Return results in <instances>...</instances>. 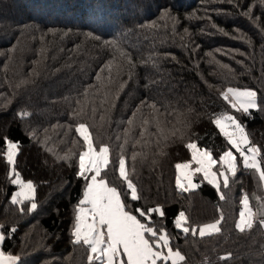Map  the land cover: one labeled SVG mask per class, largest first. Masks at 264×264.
Segmentation results:
<instances>
[{"label":"trees","instance_id":"1","mask_svg":"<svg viewBox=\"0 0 264 264\" xmlns=\"http://www.w3.org/2000/svg\"><path fill=\"white\" fill-rule=\"evenodd\" d=\"M229 87L256 91L258 108L236 112L221 95ZM226 114L261 149L264 170L260 0H0V138L18 148L9 165L0 144L2 251L16 264H96L72 235L86 186L77 176L85 146L75 131L84 123L94 148H109L102 177L125 193L142 223L166 233L184 257L176 264H264L262 181L238 153L227 188L200 174L195 189L176 187L175 165L191 160L188 143L217 160L230 150L213 123ZM121 156L137 201L119 176ZM11 169L33 182L32 200L11 203ZM242 195L258 219L243 232L235 226ZM31 203L37 208L28 212ZM136 208L164 215L140 217ZM180 211L188 233L174 227ZM217 220L220 232L200 236Z\"/></svg>","mask_w":264,"mask_h":264},{"label":"snow or ice","instance_id":"2","mask_svg":"<svg viewBox=\"0 0 264 264\" xmlns=\"http://www.w3.org/2000/svg\"><path fill=\"white\" fill-rule=\"evenodd\" d=\"M260 3L264 5V0H260ZM224 67H227V65H224ZM221 95L236 112L246 114L250 109L258 108L257 92L251 89L241 90L229 87ZM152 107L155 108V105H152ZM213 123L219 129V134L225 138L230 150L222 151L217 160L214 158L212 151L199 148L196 142L188 143L186 147L191 150L192 159L197 167L192 173L184 174L183 179L187 181V186L195 189L197 185L193 183V176L202 173L204 180L219 191L220 183L217 173L213 171L214 167L219 164L224 169L219 172V177L223 178V186L227 188L229 186L227 173H231L233 177L237 174V156L234 155L233 150L242 158L243 167L245 169H255L259 173V179L264 182V170H261V165L257 159L261 149L252 145L238 118L233 115H223L217 117ZM75 131L82 137L86 148L85 151L79 153L77 171V176L86 181V186L83 191V198L79 200V206L76 208L72 235L75 238V243L82 242L89 247L91 253L88 256L89 261L95 259L99 260L101 264H122L121 258L126 257V264H157L159 260L169 259L172 260V264H176L177 258L184 260L179 251L173 252L169 247L167 235L161 234L156 239L157 230L147 223H142L136 214L128 210V205L123 199L125 193L116 186H110L102 177V171L110 163L109 148L101 146L98 152L95 151L89 130L84 123H79ZM0 144L5 145L7 148L4 154L7 158V164L14 165L17 145L10 139L3 138H0ZM175 167L178 173L175 181L176 187L187 191L188 188L181 183L182 177L179 173L181 169H187L189 165L177 163ZM118 173L121 180L126 184L130 200L137 201L140 198L137 187L126 172V161L123 156L118 160ZM89 174L91 175L89 176ZM17 183L20 184V191L11 197L13 205L18 202V198L20 200H31L34 193L32 181L24 183L16 175V178L11 180V184L16 185ZM220 199H224L223 194L220 195ZM241 203L244 209L247 210L248 198L244 197ZM36 208L37 204L31 203L27 211L32 212ZM152 212H159L161 216L164 215L160 208L135 209V213H138L140 217H146L148 213ZM239 216L240 220L235 225L237 229L243 232L245 226L249 229L252 228L251 215H248L246 219V211L242 210ZM185 223V213L180 211L175 219L174 227L176 229L182 228L184 233H188L189 228L183 226ZM219 223L220 221L217 220L215 223L201 227L199 229L200 236H204L209 229L220 232V228L217 226ZM146 234L151 239L146 238ZM3 239L4 236L0 235V240ZM161 248H168V254L164 255L157 250ZM17 259L18 257L14 256L6 257L3 252H0V264H15Z\"/></svg>","mask_w":264,"mask_h":264},{"label":"rangeland","instance_id":"3","mask_svg":"<svg viewBox=\"0 0 264 264\" xmlns=\"http://www.w3.org/2000/svg\"><path fill=\"white\" fill-rule=\"evenodd\" d=\"M226 115H230V114H226ZM223 116V115H222ZM229 131H231V129H229ZM202 149V148H201ZM85 150H86V148H85ZM84 150V151H85ZM94 150L95 151H99V149H96V148H94ZM7 151V150H6ZM18 151V148H16V152ZM234 153V152H233ZM192 159V158H191ZM257 159H258V157H257ZM6 160H7V158H6ZM242 162H243V160H242ZM182 164H188L189 165V167L187 168V169H181L180 170V175H181V177H182V179H181V183L185 186V187H187L188 188V190H192V188H190V187H188L187 186V181L186 180H184L183 179V176H184V174L185 173H192L193 171H194V169H195V166L194 165H196L195 163H194V165H193V167H192V160H190L189 162H186V163H182ZM220 166V165H219ZM218 166V167H219ZM222 170H224V169H222L221 167H219L218 169H216V166L214 167V169H213V171L214 172H216L217 173V178H218V180H219V183H220V181L222 180L223 181V178L222 177H219V172L220 171H222ZM14 173V174H13ZM176 173H177V169H176ZM10 174H11V178H12V180L13 179H15L16 178V175H18L16 172H14V170L13 169H11L10 170ZM199 173H197V174H195L194 176H193V181L195 182V180H194V178H195V176L196 175H198ZM231 173H227V175H230ZM91 175V174H90ZM19 176V175H18ZM19 178H20V176H19ZM201 178L204 180V178L202 177V175H201ZM20 180L21 181H23L21 178H20ZM24 183H27L28 181H23ZM193 182V183H194ZM207 182V181H206ZM195 184H196V182H195ZM197 185V184H196ZM262 187H263V192H264V182H262ZM18 191H20V184L19 183H17L16 184V190L14 191V193H13V195L12 196H14ZM51 191H52V188H51ZM50 191V192H51ZM32 197L34 198V193L32 194ZM244 197H246V195H242V197H241V199H240V201L244 198ZM32 198V199H33ZM31 199V200H32ZM23 201H26V200H20L19 198H18V202L17 203H21V202H23ZM240 204H241V208H240V210H239V213H240V211H242V210H244V211H246V219H247V217H248V215H251V218H252V225H254V223L258 220L257 219V215L254 213V211L252 210V208H251V206H250V203H249V200H248V209L246 210V209H244V206H243V204L240 202ZM243 207V208H242ZM239 213H238V218L236 219V223L240 220V218H239ZM264 214V213H263ZM262 221H264V220H262ZM208 224H212V223H208ZM205 225H207V224H205ZM260 225H261V221H260ZM184 227H186L185 226V224L183 225ZM262 226V225H261ZM201 227H203V226H201ZM200 229V228H199ZM245 229H248L246 226H245ZM180 230H182V228L180 229ZM183 231V230H182ZM1 232V231H0ZM199 232V231H198ZM212 232H214V231H212L211 229H209V230H207L206 231V234L205 235H207V234H210V233H212ZM2 234V233H1ZM161 234H164V235H166V233L164 232V231H162L160 234H158L157 235V238L156 239H158L159 238V235H161ZM146 236H148V234H146ZM168 237V236H167ZM169 239V238H168ZM170 247V246H169ZM171 248V247H170ZM90 250V249H89ZM157 250H159V251H161L164 255H167L168 254V248H161V249H157ZM173 252H177V250H172ZM91 254V253H90ZM181 254V253H180ZM92 255H95V254H92ZM182 255V254H181ZM183 256V255H182ZM126 260H127V258L126 257H122L121 258V262H122V264H126ZM96 264H101V262L99 261V260H93ZM159 261H161V262H170L171 264H172V260L171 259H169V260H159ZM159 261L157 262V264H159ZM182 260H179L178 258L176 259V263H179V262H181Z\"/></svg>","mask_w":264,"mask_h":264},{"label":"water","instance_id":"4","mask_svg":"<svg viewBox=\"0 0 264 264\" xmlns=\"http://www.w3.org/2000/svg\"><path fill=\"white\" fill-rule=\"evenodd\" d=\"M261 225H262V227H263V230H264V221H261ZM0 235H2L1 234V232H0ZM2 244H3V240H0V252H3L2 251ZM4 253V252H3ZM5 254V256L6 257H8V256H14V255H10V254H6V253H4ZM14 257H16V256H14ZM17 263V260L15 261V264Z\"/></svg>","mask_w":264,"mask_h":264},{"label":"crops","instance_id":"5","mask_svg":"<svg viewBox=\"0 0 264 264\" xmlns=\"http://www.w3.org/2000/svg\"><path fill=\"white\" fill-rule=\"evenodd\" d=\"M190 153H191V150H190ZM191 158H192V155H191ZM192 160V167H193V165H194V161H193V159H191ZM195 167H197V165H194ZM177 174L178 173H176V176H177ZM200 175H202V173H199ZM202 177H203V175H202ZM194 182V181H193ZM194 184H195V182H194ZM193 189V188H192ZM82 198H83V196H82ZM243 208V207H242ZM239 218H240V216H239Z\"/></svg>","mask_w":264,"mask_h":264}]
</instances>
